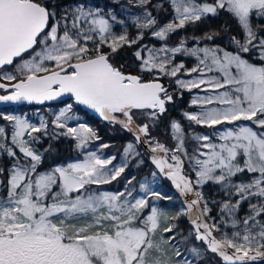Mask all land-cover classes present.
<instances>
[{
  "label": "snow or ice",
  "instance_id": "snow-or-ice-1",
  "mask_svg": "<svg viewBox=\"0 0 264 264\" xmlns=\"http://www.w3.org/2000/svg\"><path fill=\"white\" fill-rule=\"evenodd\" d=\"M128 3L141 10L133 17L137 33L132 38L126 28L114 30L123 20L88 0H0V104L72 101L53 113L51 132L44 118L35 124L26 115L0 109V120L11 129L9 135L0 125L5 161L0 164V264H200L205 251L218 254L224 264L264 260V25L253 23L264 21V0H169L174 16L163 25L150 10L152 0ZM221 14L235 21L239 32L229 35L232 50L188 48L185 39L167 45L176 31ZM229 27L224 25L225 31ZM147 33L165 43L159 48L141 44ZM215 35L192 39L199 44ZM134 45L135 73L116 63L120 51ZM176 54L198 63L186 70L184 63H174ZM164 77L175 89L162 83ZM193 89L206 94L190 102L200 110L184 112L183 118L214 131L193 136L198 147L189 155L180 122H170L177 142L172 148L152 129L163 122L175 92L182 97ZM73 105L132 134L122 163L102 154L108 144L89 150L101 138L85 123L70 126L78 119ZM224 125L232 127L217 129ZM49 136L73 140L83 158L48 165L52 145L44 152L35 145ZM139 145L147 147L158 173L183 198L175 211L158 206L173 198L153 190L154 180L139 183L144 195L134 194V176L123 190H100L122 176L127 158L140 155ZM206 185L219 186L227 197L220 202V222L210 215L209 204L217 202L205 196ZM245 204L247 213L237 219ZM182 217L191 224L189 235L204 248L179 233L176 222ZM228 221L235 229L231 234L221 231Z\"/></svg>",
  "mask_w": 264,
  "mask_h": 264
},
{
  "label": "trees",
  "instance_id": "trees-1",
  "mask_svg": "<svg viewBox=\"0 0 264 264\" xmlns=\"http://www.w3.org/2000/svg\"><path fill=\"white\" fill-rule=\"evenodd\" d=\"M91 0H88V2ZM110 0H105L102 4V8L107 12L109 9L115 13V15H118V7L129 5L128 0H115L118 1L117 3L112 4V2H108ZM67 3H72L73 0H66ZM153 7L150 9L152 11L153 16L157 18V20L160 22H168L173 19L174 13L171 9L169 0H152ZM160 6V7H157ZM129 7H131L129 5ZM133 8V7H131ZM134 9V8H133ZM138 9V8H136ZM141 11L140 9H138ZM122 16V15H119ZM125 20V18L121 19ZM254 26H256L258 23L260 25H264V21H253ZM125 24H128L126 29L129 33L130 38L135 37L137 33V29L135 25L133 24V21H128ZM229 25V30L225 31L224 25ZM216 34L215 39L208 41V40H201L199 44H212V45H220L225 49L232 50V46L229 43V35H237L239 36L238 29L235 25V21H233L230 17H228L225 14H221L218 17H209L205 20L198 22L196 24H189L185 28L180 29L173 33L167 41L169 43H178L182 39H185L187 41V46L192 45L193 43H196L195 40H193V37H203L205 34ZM162 41H157L155 38H153L150 33H147L145 35V38L143 41H141V44L143 45H152L153 43L155 45H159ZM137 50V46H133L131 48L125 46L118 56L116 57V63L117 65H124L126 70L132 71L135 73L137 71L136 65L137 61L135 60V57L133 53ZM185 56L183 55H177L174 62L178 60H183ZM193 59L187 58L186 63L187 65L192 64ZM147 78V77H146ZM162 81L166 82L168 84L170 90L175 89V84L171 83L168 77H164ZM2 92V90H0ZM3 93V92H2ZM190 93L188 91H183L182 97L180 96L179 92L174 93V104L168 106V113L163 118V122L160 123L157 127L152 129V134L155 136L161 143L165 144L167 147L172 148L175 146V139H173V134L170 128V122L173 119H178L182 122L183 128L185 131V143L187 144V149L190 151H194L191 147V149L188 146L194 145L195 141L192 139L189 133L190 128H194L195 130H200L205 127L201 126H188L186 119L183 118L182 111L185 109L191 108L188 103L190 99ZM62 104L61 103H55L50 105H40V107H47L52 105ZM39 105H19V106H11L6 108H0L3 110H9V109H18V110H25L28 108L38 107ZM76 108L87 117L88 122L92 125V127L96 130L97 134L101 138L102 142L106 143H126L128 141H133V136L131 133L123 130L119 125H111L105 121H102L98 119L96 116L89 114L87 111L83 110L80 106L76 105ZM5 123L4 126L10 131V126L7 125V122L0 121ZM8 126V127H7ZM51 131V130H50ZM52 145V151L47 154V161L46 163L48 165H51L53 162L55 163H64L69 161L72 158L74 148H75V142L69 138L60 137L59 139H52L50 137L43 138V141L38 144L39 148L42 149L44 152V149L48 148L49 145ZM137 149L139 150L140 155L135 157L136 163H137V169L139 170V177L142 178L143 175H147L148 177H152L151 173L157 172V177L153 178L155 181L158 179L160 180L159 185L160 187H157L159 189H163L164 187L171 192V197L175 198L176 201H174L172 204L169 205L171 211H175V209L181 207V199L179 195L173 190L172 185L168 179L161 176V174L158 173L157 169L154 167V165L151 162V155L144 150L142 145L137 146ZM142 161V162H141ZM0 163H5L3 158H0ZM185 166L186 171H188L192 176H194V173H191V168L188 165L187 160H185ZM126 177V176H123ZM121 178V177H119ZM118 178V179H119ZM117 179V180H118ZM217 185H206L203 189V191L206 193L208 200L211 202L214 199L219 197L221 192H217L218 190ZM227 199V197H225ZM214 200L217 203L216 204H209V206L212 208V212L210 213L211 217L215 216V218L220 217L221 213L220 211V202L223 200ZM219 205V206H218ZM246 208L247 205L245 204L243 208L237 213L238 217L243 219V217L246 214ZM212 221L209 220V223ZM178 224V230L179 233H181L183 236H188L189 240H191L194 244L199 245L200 247L204 248L205 246L201 242H197L194 239V236H190V230H191V224L189 223L187 217H182L179 221L176 222ZM223 226H221V231ZM217 237H219V233H216ZM200 264H224L221 257H219L218 254L211 253L209 251L203 252V258L200 261ZM253 264H264V260L253 262Z\"/></svg>",
  "mask_w": 264,
  "mask_h": 264
},
{
  "label": "rangeland",
  "instance_id": "rangeland-1",
  "mask_svg": "<svg viewBox=\"0 0 264 264\" xmlns=\"http://www.w3.org/2000/svg\"><path fill=\"white\" fill-rule=\"evenodd\" d=\"M105 0H91V1H89V3H91V4H93V5H99L101 8H102V6L100 5V4H102L103 2H104ZM108 2H112V4L113 5H115L114 3H117L118 1H115V0H110V1H108ZM104 4H105V2H104ZM118 15H116L117 16V19L118 20H121V19H123V18H125V20H123L125 23L126 22H128V21H133V17L134 16H137V15H139L140 14V12L141 11H139L138 9H136V8H131V7H129V5H124V6H119L118 8ZM113 12V11H112ZM114 13V12H113ZM115 14V13H114ZM119 15H122V16H119ZM169 22V21H168ZM168 22H160L159 24L160 25H163V24H166V23H168ZM123 24V25H116L115 26V31L117 32V33H119L120 31H122V30H124L126 27H127V25L128 24ZM154 38V37H153ZM156 39V38H155ZM157 40V39H156ZM157 41H159V40H157ZM180 42V41H179ZM179 42L178 43H169L168 41H167V45L168 46H176V45H178L179 44ZM165 42H161L159 45H155L154 43L152 44V45H148V47L149 48H152V47H155V48H159V47H161L163 44H164ZM218 45V44H217ZM217 45H212V44H197V42L196 43H193L192 45H190V46H187L188 48H193V47H202V46H209V47H213V46H217ZM220 46V45H219ZM220 47H222V46H220ZM223 48V47H222ZM147 53L145 52V55H146ZM177 55H183V54H176V56ZM176 56H175V58H176ZM183 56H185V58L183 59V60H178V61H176V62H174V63H184V65H185V69L187 70V69H191V68H193V67H195L196 65H197V63H198V61H197V59L195 58V57H193V56H187V55H183ZM192 58L193 59V61H192V64H190V65H187V63H186V59L187 58ZM197 74L196 73H193L192 74V76H183L182 78H184V79H191V78H193V77H195ZM209 75H212V74H209ZM190 93V99H189V103H188V105L191 107V108H189V109H185V110H183L181 113H184V112H197V111H199L200 109L197 107V106H191V104H190V102H191V100L194 98V97H196V96H204L206 93L205 92H203V91H201L200 89H193L191 92H189ZM66 103H72V101L71 100H69V101H66L65 103H62V104H57V105H52V106H47V107H40V106H38V107H33V108H28V109H25V110H18V109H9V110H6V111H8V112H12L13 114H17V115H26L28 118H29V120L32 122V123H35V124H38L39 123V120L41 119V118H44L45 120H47L48 122H49V131L51 130V131H53V129H52V126H51V120L53 119V113H58V111L61 109V108H63L64 106H65V104ZM212 106H215V105H209V107H212ZM73 109H74V111H73V114L76 116V117H78V119L77 120H73V121H70L69 123H70V126H75L77 123H85V124H87V125H89L90 127H92V125L88 122V120H87V117L85 116V115H83L82 113H80V111L76 108V105H73ZM0 121H2V120H0ZM172 121H178V122H180L181 123V125H182V127H183V124H182V122L181 121H179L178 119H173ZM186 122H187V125L188 126H194L195 124H192V123H190L189 121H187L186 120ZM245 123H247V122H245ZM0 125H5V123H3V122H1V124ZM8 127V126H7ZM231 128L232 127V125H224V126H217V129H221V128ZM93 128V127H92ZM94 129V128H93ZM11 131V130H10ZM10 131H9V135H10ZM50 131V132H51ZM172 131V130H171ZM213 129H209V128H203V129H200V130H195L194 128H190L189 129V133H190V136L191 137H193V136H196V135H204V134H212L213 133ZM172 134H173V132H172ZM37 135H40V134H37ZM50 137V136H49ZM25 138H27V137H25ZM43 138H45V137H42L41 138V142L43 141ZM194 140V139H193ZM195 141V140H194ZM129 142H132V141H128V142H126V143H106V142H102V140L100 139L99 141H96V142H94L91 146H90V148H89V150H95L96 148H98L99 147V145H101V144H108L109 145V147L108 148H105V149H102V154L104 155V156H106V157H111V156H115L116 157V159L113 161V164H116V165H119L120 163H122L124 160H125V157H124V148L126 147V145L129 143ZM213 142H216V143H219L220 141L216 138V136L215 135H213ZM175 143H177L176 142V140H175ZM38 144L39 143H37L36 145H35V147L38 149V150H40L41 152H43L42 151V149L41 148H39V146H38ZM187 144L185 143V147L187 148V146H186ZM189 148L191 147L194 151H190L189 149H187L188 150V153H189V155H193V154H195V152H196V149H197V147H198V142L197 141H195V144L194 145H191V146H188ZM190 148V149H191ZM137 151L139 152V150L137 149ZM83 157L81 156V154H80V150H78V149H76V147L74 148V152H73V155H72V158L69 160V161H73V160H77V159H82ZM136 158H131V157H129V158H127V163H128V167H127V169H126V171L122 174V176H121V178H119L118 180H116V181H113L111 184H107V185H101V186H99V188H100V190H102V191H110V192H116V191H120V190H123L124 189V185H125V183H126V181H127V179L128 178H130V177H135L136 179L133 181V184L136 186V193H134V194H138V195H144L143 193H140L139 192V183L140 182H145L146 180L147 181H149V182H152L154 179L152 178V177H148L147 175H143V177L142 178H138L139 177V173H138V169H137V163H136ZM69 161H67V162H69ZM62 163V162H61ZM64 163H66V162H64ZM1 164V163H0ZM111 167V166H110ZM123 176H126V177H123ZM158 176V175H157ZM156 176V177H157ZM160 182V180L158 179L157 181H155L154 180V182H152V183H150V187L153 189V190H155V191H158V192H160L161 194H164V195H167V196H171L172 194H171V192L169 191V190H167L165 187L163 188V189H159V188H157V187H160V185H159V182ZM93 188H96L97 186H92ZM218 191L217 192H221L222 194H220L219 195V197H217V199L218 200H225L226 198V196H225V194L220 190V188L218 187V189H217ZM204 194H205V196L207 197V195H206V193L204 192ZM173 198V197H172ZM208 198V197H207ZM214 200L216 199V198H213ZM216 199V200H217ZM174 201H176V199L175 198H173L172 200H162V201H159L158 202V206L159 207H161V208H163V209H165V210H168V211H171L170 210V207H169V205L170 204H172ZM151 202H154V201H151ZM219 206V205H218ZM220 207V206H219ZM146 211V213H147V210H145ZM246 213H247V208H246ZM221 216H222V213H219ZM221 216L220 217H217V218H215V216H212V217H214L215 218V220L217 221V222H220V220H221ZM237 219H240V220H242L241 218H239L238 217V214H237V217H236ZM230 221H228V224H229V226L228 227H225L223 224H221V226H223L222 227V229H223V231L222 232H228L229 234H231V232L232 231H234L235 229H233V228H231V226H230ZM241 227H242V225H241ZM179 231V230H178ZM190 244L191 245H195V246H198V247H200L199 245H196V244H194L191 240H190ZM202 248V247H201Z\"/></svg>",
  "mask_w": 264,
  "mask_h": 264
},
{
  "label": "water",
  "instance_id": "water-1",
  "mask_svg": "<svg viewBox=\"0 0 264 264\" xmlns=\"http://www.w3.org/2000/svg\"><path fill=\"white\" fill-rule=\"evenodd\" d=\"M162 83H164L166 86H168V84H166V82H164V81H162ZM0 94H3L2 92H0ZM63 99V102L64 101H66V100H68L69 98L68 97H64V98H62ZM55 103H61L60 101H53V102H47L46 104H55ZM19 105H31V104H27V103H21V104H0V108H6V107H11V106H19ZM34 105H36V104H34ZM83 110H85V111H87L89 114H91V115H94V116H96L98 119H100V120H102L100 117H99V115L97 114V113H95L93 110H91V109H87V108H85L84 106H80ZM103 121V120H102ZM142 147L144 148V150H146L150 155H152L150 152H149V150L147 149V147L146 146H144V145H142ZM155 167V166H154ZM161 176H163L162 174H161ZM163 177H165V176H163ZM166 178V177H165ZM166 179H168V178H166ZM169 180V179H168ZM170 181V180H169ZM170 183H171V181H170ZM171 185H172V183H171ZM172 188H173V190L179 195V193H178V191L175 189V187L172 185ZM180 197V196H179ZM180 199H181V201H182V199L183 198H181L180 197ZM190 223V222H189ZM220 257V256H219ZM224 262V261H223Z\"/></svg>",
  "mask_w": 264,
  "mask_h": 264
},
{
  "label": "flooded vegetation",
  "instance_id": "flooded-vegetation-1",
  "mask_svg": "<svg viewBox=\"0 0 264 264\" xmlns=\"http://www.w3.org/2000/svg\"><path fill=\"white\" fill-rule=\"evenodd\" d=\"M52 2H55V3H67L66 0H52ZM59 11V9H58ZM70 99L66 100V101H69ZM66 101L62 102V103H65ZM44 105H50V104H44ZM40 106V105H39Z\"/></svg>",
  "mask_w": 264,
  "mask_h": 264
}]
</instances>
